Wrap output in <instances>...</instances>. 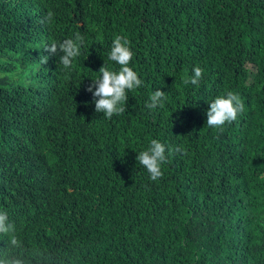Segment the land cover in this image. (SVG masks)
I'll return each mask as SVG.
<instances>
[{"label":"trees","instance_id":"16d2710c","mask_svg":"<svg viewBox=\"0 0 264 264\" xmlns=\"http://www.w3.org/2000/svg\"><path fill=\"white\" fill-rule=\"evenodd\" d=\"M76 32L69 70L41 63ZM117 35L144 84L108 119L87 88ZM229 91L245 111L209 128ZM152 139L182 146L156 181ZM0 211L40 264H264V0H0Z\"/></svg>","mask_w":264,"mask_h":264},{"label":"clouds","instance_id":"9594fccd","mask_svg":"<svg viewBox=\"0 0 264 264\" xmlns=\"http://www.w3.org/2000/svg\"><path fill=\"white\" fill-rule=\"evenodd\" d=\"M53 13L48 14L40 20L41 24H51ZM85 44V38L81 33L76 32L74 37L64 39L60 43L52 42L45 45L44 51L48 56H43L41 63H48L50 56L62 53L59 56V66L64 70H69L73 61L79 56L81 48ZM130 41L126 36H115L108 60L116 62L120 67L118 71L109 70L104 64L99 70V78L94 79L88 86L87 91L93 94L95 111L103 113L108 119L114 115L119 116L125 113L128 101L127 92L134 91L141 87L144 81L139 78V74L129 66L133 58V51L130 48ZM203 78V69L199 66L193 69L192 75L184 79V84L198 85ZM166 102V93L161 90L154 91L149 97L147 108H163ZM207 111L206 125L209 128H221L225 123L235 121L238 115L243 114L245 105L241 97L232 91L227 92L226 96L221 95L209 103ZM167 149V154H166ZM175 151L180 153L182 146L174 148L165 145L157 139H152L147 150L138 153L136 159L149 173L150 179L156 181L163 176L162 166L167 162L168 156ZM0 240L6 241L7 247L0 248V264H36L45 259L40 250L34 249L29 254L30 259H25L22 255H16V249L23 248V242L16 235L15 224L9 222L8 214L0 211Z\"/></svg>","mask_w":264,"mask_h":264}]
</instances>
